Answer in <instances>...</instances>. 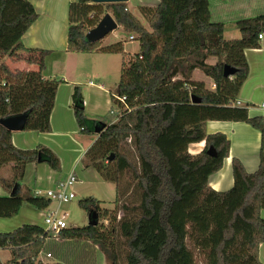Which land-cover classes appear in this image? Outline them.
Listing matches in <instances>:
<instances>
[{
	"label": "trees",
	"instance_id": "trees-1",
	"mask_svg": "<svg viewBox=\"0 0 264 264\" xmlns=\"http://www.w3.org/2000/svg\"><path fill=\"white\" fill-rule=\"evenodd\" d=\"M216 1L228 0H160L156 6H138L148 27L126 3L95 4L104 5L105 13L141 45L140 53L122 64L118 91L126 98L125 106L111 96L121 115L113 114L114 121L96 126L100 132L95 131L97 139L85 155L86 167L115 185V208H102L95 198L82 200L80 206L88 214L95 213L98 224L67 228L57 236L31 224L0 232V251L11 252V264H44L38 260L41 253L50 254L58 264H99L100 254L110 264H121L120 240L126 250L125 264H263L259 251L264 243V117H250L246 108L234 102L248 77L245 51L262 47L264 9L237 18L239 37L227 39L226 21L220 18L226 11L216 12ZM93 6L90 0L70 5L67 52H121L115 44L102 47L101 41H87L86 34L103 18L96 19ZM92 12L95 16L88 19ZM37 19L29 0H0V119L26 114L24 131L46 133L51 131L61 81L44 77L49 51L22 44ZM211 58L217 59L215 64L209 63ZM8 60L37 69H11ZM226 65L237 72L226 77ZM196 71L209 78L214 88L195 80ZM192 96L201 103H193ZM72 101L85 133L78 86ZM208 121L243 122L261 133L258 170L248 173L233 158L234 186L229 191L217 192L209 185V178L229 157L230 141L222 133L206 134ZM203 141V151L189 152L191 144ZM128 146L137 162L130 158ZM210 147L216 156L208 155ZM32 163L61 171L60 159L50 149L42 145L19 149L12 142V132L0 125V169L10 166L12 170V177L2 184L8 194L0 197V218L16 216L24 204L38 211L51 206L49 199L37 197L30 189L21 194L20 181Z\"/></svg>",
	"mask_w": 264,
	"mask_h": 264
},
{
	"label": "crops",
	"instance_id": "crops-1",
	"mask_svg": "<svg viewBox=\"0 0 264 264\" xmlns=\"http://www.w3.org/2000/svg\"><path fill=\"white\" fill-rule=\"evenodd\" d=\"M29 1L38 13V19L22 37V44L29 49L49 51L50 54L45 61L46 69L43 73L44 77L49 80H59L61 83L56 92L55 104L50 117L51 131L46 133L36 131L12 132V142L17 148L23 150H33L40 145L47 147L60 159L61 171L52 170L46 163H32L27 166L24 178L28 169H32L37 173L36 180L38 178L39 182L33 185L34 188H29L25 183L24 186L20 184L21 188L26 190L32 189V192L37 189L42 190L41 188H56L69 174L76 175L80 166L83 167L85 172L95 173L96 179L104 183L96 171L86 167L85 164L86 152L97 139V133L93 131L94 135L86 138L84 143L87 144V147L84 149L79 148L77 136L80 134L72 95L74 87H79L81 83L75 78L71 79L69 77V69L75 64V69L79 71L80 76L88 71L91 73L94 70L90 66L95 61L94 55L103 56L107 54L100 51L90 54L67 52L70 5L78 3V0ZM129 1L126 3H129ZM154 1L135 0V3L137 2L138 6H155L151 4H155V2L160 3V0ZM231 39H235V36ZM261 46L259 49H247L245 51L249 68L248 77L234 102V106L246 108L250 117H264V110L261 107L264 103V46ZM19 65H21L20 69L23 71H34L37 69L36 66L23 62H20ZM88 87L89 92L88 90L87 93L86 90H82L83 92H81L83 96V109L89 106V101L86 99L87 94L91 102L95 96L102 98L103 93H105L106 103L110 104L111 98L107 97V93L102 85H96L93 81H90ZM116 92H111V96L116 95ZM95 108L102 109L103 105ZM87 120L94 122L93 118L88 119L86 117L85 121ZM73 127H76L77 135L71 134L70 129ZM204 130L206 134H225L230 141V154L224 160L223 168L209 178V185L212 189L217 192H225L233 188V158L239 159L248 173H254L258 170L261 148V133L258 130L243 122L229 121H208L204 125ZM89 139L91 141H88ZM204 148V141L194 143L189 146V152L197 155ZM24 224L37 225L31 222L22 223L19 227ZM263 247L264 243L260 245L259 257L260 261L264 264Z\"/></svg>",
	"mask_w": 264,
	"mask_h": 264
},
{
	"label": "rangeland",
	"instance_id": "rangeland-1",
	"mask_svg": "<svg viewBox=\"0 0 264 264\" xmlns=\"http://www.w3.org/2000/svg\"><path fill=\"white\" fill-rule=\"evenodd\" d=\"M156 1V0H155ZM154 1V2H155ZM225 3V2H224ZM94 4V3H92ZM158 3L151 5H157ZM127 8L132 11L138 18L142 21V23L148 27V23L144 17L139 13L138 3H135V0H130L129 3H126ZM216 12L221 11L222 9L226 12H222L220 14V18L226 21V32L225 37L227 39L232 38L233 36L239 37V31L235 25V20L240 17H247L255 14L258 10L264 9V0H228L225 4H220L219 1L215 2ZM93 12L97 13L96 19L99 20V17L104 16L105 7L103 6H94L92 7ZM218 8V9H217ZM91 13L88 16V19H92L95 13ZM101 20V19H100ZM99 23V22H98ZM97 25V24H96ZM238 34V36H237ZM133 35L126 33L122 27L118 26L116 30L107 35L103 40H101V46L107 47L111 45H118L121 49V52L115 54H107V55H94L95 61L90 64L93 71L89 73V71L80 76L79 71L75 69V64L69 69V77L75 78L77 81L81 83L80 90L83 92L84 90H88L89 82L93 81L96 85H102L104 87L105 92L107 93V97L111 98V92H116L119 86V82L121 81V70L123 62H128L131 57L140 53L141 45L138 40H131L130 38ZM101 56V57H100ZM217 61L216 58H211L209 60L210 64H215ZM8 65L11 69H20L21 65L19 63H13L8 60ZM194 79L197 81L205 82L208 89H213L212 81L203 75L200 71H196L194 74ZM83 90V91H82ZM89 92V90H88ZM87 100L89 101V106L84 109V122L86 125V132L83 133L81 127L78 124L79 134L77 137L78 144L80 145V149H84L87 147L84 143L86 138L91 135H94L93 131H95L98 123H103L104 121L109 122V120L114 121L116 118L111 111H118L120 109H116L117 105L113 103L112 99L110 104L106 103L107 99L105 97V93H103V97L99 98L95 96L90 102L89 95L87 94ZM103 105L102 109H96L95 107ZM122 110V109H121ZM86 117L93 118L92 121H85ZM114 118V119H113ZM77 121V119H76ZM78 122V121H77ZM84 129V128H83ZM76 127L70 129L71 134L77 135ZM17 134V133H16ZM88 141H91L89 139ZM129 150V155L132 161L137 162L136 154L130 146L127 147ZM68 163V162H66ZM95 173L85 172L83 167L80 166L78 172L76 174V178L78 182L74 186L73 190L76 193V198L69 202L68 204H64L60 206L62 212L67 213V225L68 228H83L87 227L89 224V216L88 212L80 206V201L95 198L102 202L101 207L109 209L111 211L114 210V200H115V185L107 182H100L96 179ZM12 177V170L10 166L0 169V197L6 196L8 191L2 186L6 182V180ZM37 173H35L32 169H28L26 176L20 181V184L24 186V183L29 186V188H34L33 185L39 182L38 178L36 180ZM23 181V182H22ZM43 191H47L46 188H41ZM26 189L21 188V194H23ZM32 191V189H31ZM35 192V191H34ZM52 208H57L58 204L53 203L51 205ZM261 216L264 218V210L261 211ZM100 221V220H99ZM44 226V220L42 216L39 215V211L32 205L24 204L19 211V213L12 218H0V232H10L19 227L22 223H31ZM58 242V241H57ZM49 243V242H48ZM47 243V244H48ZM122 241H119V255L121 264H125V253L126 250L124 246L121 244ZM262 253L264 255V247L262 249ZM100 262L99 264H110L109 260L105 257L104 254H100ZM264 257V256H263ZM0 258L2 260V264H11V252L9 250H1ZM56 261V260H54Z\"/></svg>",
	"mask_w": 264,
	"mask_h": 264
},
{
	"label": "built area",
	"instance_id": "built-area-1",
	"mask_svg": "<svg viewBox=\"0 0 264 264\" xmlns=\"http://www.w3.org/2000/svg\"><path fill=\"white\" fill-rule=\"evenodd\" d=\"M131 40H134L135 37H131ZM259 40L261 45L264 46V35H259ZM118 101L125 106L126 98L116 96ZM262 109L264 110V103L262 104ZM122 113V110L111 111V114L119 117ZM78 182L75 174H69L68 177L59 184L56 188L48 189L47 191L43 190H35L34 194L37 197H45L51 201V203H57V208H52L51 206L46 211H39V215L42 216L44 220V229L49 234H53L55 236L59 235L62 230L67 229V213L62 212L60 206L64 204H68L72 200L76 198V193L73 190L74 186ZM51 204V205H52ZM39 261L44 264H58V261H54L50 254H40Z\"/></svg>",
	"mask_w": 264,
	"mask_h": 264
},
{
	"label": "water",
	"instance_id": "water-1",
	"mask_svg": "<svg viewBox=\"0 0 264 264\" xmlns=\"http://www.w3.org/2000/svg\"><path fill=\"white\" fill-rule=\"evenodd\" d=\"M94 4H111V3H126L129 0H90ZM118 23L114 19V17L107 13L103 16V18L100 20V22L93 28L91 29L87 34H86V39L88 42L95 43L98 41L103 40L107 35L112 33L114 30L118 28ZM237 72L236 68H233L229 65H226L224 67V75L226 77L233 76ZM119 87V86H118ZM119 89V88H118ZM117 89L116 96H119V91ZM192 102L193 103H201L200 99H196L194 96H192ZM27 115L22 114V115H17V116H11L7 118L0 119V125L6 128L10 132H20L24 131L27 125ZM95 131L97 133L100 132L99 128H96ZM208 155L210 156H216L217 152L213 147H210L207 151ZM114 158V155L112 154L109 157V161H112ZM41 161L39 157V162ZM18 184H16L12 190V195H14L17 191ZM89 216V224L87 226H96L98 224V217L95 213L93 214H88Z\"/></svg>",
	"mask_w": 264,
	"mask_h": 264
}]
</instances>
